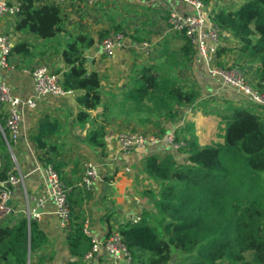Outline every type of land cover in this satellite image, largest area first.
Returning <instances> with one entry per match:
<instances>
[{
    "label": "trees",
    "instance_id": "trees-1",
    "mask_svg": "<svg viewBox=\"0 0 264 264\" xmlns=\"http://www.w3.org/2000/svg\"><path fill=\"white\" fill-rule=\"evenodd\" d=\"M42 1L20 2L15 30L30 32L41 41L65 36L64 46L57 52L69 67L62 73V86L80 93L76 99L82 108L78 120L88 123L90 112L102 106V78L87 61L96 40L88 32L67 34L61 6L41 4ZM212 16L236 42L235 50L242 60L256 66L254 86L264 92V0H244L238 9L219 8ZM109 22L110 27L100 34L99 40L110 32H121L136 43L142 41L127 32L124 22L113 17ZM180 36L184 45L179 51L167 47L168 38L165 39L157 59L129 77L122 101L103 106L97 115L102 118L101 124L92 128L86 145L104 151L112 119L135 121L143 127L152 125L158 130L156 134L166 133L165 123L198 101L197 89L177 76L195 52L191 42ZM34 47L17 44L12 54L22 59L33 58ZM254 108L230 109L231 114L225 117L223 143L201 146L193 136H187L183 137L186 145L180 150L162 157H145L144 174L158 185L155 191H148L155 211L145 213L136 224L119 226L132 254V264H169L173 250L193 256L190 264H264V114L256 112L264 106ZM0 124L5 125L1 113ZM62 138L60 123L45 116L40 119L32 142L38 161L44 167L52 166L71 188V223L66 237L71 261L65 264H87L83 257L91 240L83 233L84 188L76 186L82 177L77 181L67 172L69 164L61 158L65 152L63 145H59ZM13 168L11 153L0 134V180L8 179ZM13 222L0 223V264H28L45 248L48 237L37 221L28 222L20 216ZM51 260L47 256L35 258L36 264H48Z\"/></svg>",
    "mask_w": 264,
    "mask_h": 264
},
{
    "label": "crops",
    "instance_id": "crops-1",
    "mask_svg": "<svg viewBox=\"0 0 264 264\" xmlns=\"http://www.w3.org/2000/svg\"><path fill=\"white\" fill-rule=\"evenodd\" d=\"M4 1L14 4L22 0ZM220 1L222 2L208 0L203 3L210 11L215 12L219 8L232 9L235 4L231 6L229 4L238 0H233L231 3V0ZM50 3L53 1L43 0L41 4ZM135 8H138L139 12L149 11L155 19H158V15L168 18L170 12L185 14L187 11V7L177 0H98L94 5H88L84 0H72L61 6L66 17L67 34L75 35L88 32L96 40L88 57L93 59V69L97 70L102 78L101 107L122 101L129 77L149 61L157 59L165 39L168 38L167 47L173 51H179L184 45V40L180 38L179 34L166 33L167 19L166 25L164 23L159 25V21H153L158 24H153L154 26H149L146 29L140 27L141 32L132 30L133 25L128 24V22H132V19L131 21L127 20V17L133 13ZM123 10L125 12L121 13ZM110 17L118 22H124L128 27L127 30L131 29L132 34L136 31L134 35L142 40L140 43H136L130 36H126L123 46L116 51L112 58H108L101 52V40H99L100 34L110 27ZM120 18L122 19L120 20ZM19 19L18 16L1 18L0 34H7L13 47L21 43L35 46V57L22 59L12 54L10 60L16 65V68L13 71L0 70V73L12 92L21 100L26 101L33 96V84L31 78L24 73L25 69H31L42 63L62 75L69 67L65 65L58 54L65 43L64 35L58 40L41 41L30 32L16 31L15 23ZM153 30H156L157 33ZM230 40L231 43H224V46L220 48L219 64L227 67L234 62H240L247 69L250 78L256 82V66L246 64L235 50L236 42L231 38ZM144 43L149 44V51L144 49ZM138 55L146 57L149 61L137 62L136 60L140 59ZM50 59L51 61H49ZM189 59L185 67L178 70L177 76L187 85L195 87L200 93V98L194 105L181 109L176 119L167 121L165 129L167 132L175 130L180 139L193 136L201 146L223 143L226 115H230L233 108H242L250 106V104L245 103L244 99L232 88L224 87L219 81L211 79L206 73L205 65L198 59L195 52ZM79 95L80 93L73 92L61 99L45 97L37 102V109L32 110L24 107L23 139L19 143L20 146L16 147L19 149L16 163H14V173L19 177L20 183L11 186L10 205L14 208V214L1 217L0 223L6 220H12L15 223L20 216H24L22 210L28 204L36 203L42 195V168L44 166L37 159L36 148L32 141L40 119L45 116L57 120L62 127L63 142L59 145H63L62 149L65 153L62 152L61 158H64V161L69 164L67 172L70 177L78 181L80 176L82 177V167L87 162L93 163L100 175V179L94 183L90 190L82 189L81 212L85 215V220L89 221L90 234L103 239L119 226L131 223V219L134 217L142 218L145 213L155 211V209L151 210L152 206L150 205L153 202L149 198L148 191H155L158 185L144 174L145 157L149 154L162 157L175 151L158 146L137 149L130 156L119 155L116 135L122 130H129L125 127L154 134L158 130L152 125L143 127L134 122H124L118 119H112L107 136L110 131L112 134L108 139H106L107 136L105 137L107 147L104 151L89 147L85 140L92 128H97L101 124L102 118L97 115L103 110L97 115L91 111L88 123L79 122L78 114L82 109L76 101ZM259 109L264 111L263 108ZM218 120L224 122L221 132L217 124ZM201 122L204 123L203 126H200ZM215 138L219 139V142H215ZM55 210L56 207L52 201H48L42 209L41 219L37 222L46 233L48 243L43 250L36 253L33 260L29 259L28 264H36L35 258L39 256L52 257L48 264H65L71 261L66 243L67 233L61 229ZM89 264H112V260L110 255L103 251L96 255Z\"/></svg>",
    "mask_w": 264,
    "mask_h": 264
},
{
    "label": "built area",
    "instance_id": "built-area-1",
    "mask_svg": "<svg viewBox=\"0 0 264 264\" xmlns=\"http://www.w3.org/2000/svg\"><path fill=\"white\" fill-rule=\"evenodd\" d=\"M53 4L62 6L72 0H52ZM88 5H94L98 0H84ZM187 7L185 14L170 12L167 18L166 33L185 36L193 45L198 59L205 65L207 75L224 87H230L241 97L246 98L254 105L264 106V92L259 91L251 84L247 69L240 63L222 66L219 63V51L224 46L223 39L230 40V36L215 22L210 11L202 0H177ZM20 2L10 4L0 0V19L5 16H17L20 12ZM125 35L121 32H110L101 41V52L112 58L118 49L123 46ZM144 49L150 50L148 43L143 44ZM13 44L7 34H0V70L13 71L16 65L11 62ZM33 84V96L23 101L15 95L10 86L2 79L0 73V113L5 116V125L0 124V133L8 148L20 146L23 139V109H37V102L45 97L61 99L73 93L62 86V75L56 73L46 64H39L31 69H25ZM117 152L121 156H130L135 150L145 147L162 146L166 150H180L186 143L179 139L175 130L163 134L147 133L137 130H122L116 135ZM13 158L15 156L13 155ZM17 159V158H16ZM16 159L15 163H16ZM13 160V161H14ZM15 169L13 168V171ZM128 171V169H126ZM43 186L42 195L33 205H27L22 210L25 218L30 221H39L41 211L48 201L56 207L55 214L59 225L65 233L70 230L71 205L69 202L70 187L61 181L58 173L52 166L42 168ZM100 179L96 166L87 162L83 167L82 179L77 186L90 190L94 183ZM20 183L19 177L13 172L8 179L0 180V218L14 214L10 205L12 195L11 186ZM141 221L137 216L131 219L132 224ZM83 233L90 238L91 247L85 253L83 260L89 264L93 258L106 252L110 255L112 264H132L133 257L125 245L119 228L112 231L103 239H99L89 232V221L83 224Z\"/></svg>",
    "mask_w": 264,
    "mask_h": 264
},
{
    "label": "rangeland",
    "instance_id": "rangeland-1",
    "mask_svg": "<svg viewBox=\"0 0 264 264\" xmlns=\"http://www.w3.org/2000/svg\"><path fill=\"white\" fill-rule=\"evenodd\" d=\"M233 0H231L230 1V3L232 2ZM243 1V2H242ZM219 2H222V1H220L219 0ZM241 2V3H240ZM240 2H239V0L237 1V2H235V1H233L231 4H229V6H231L232 4H235L234 6H233V8L231 9V10H236V9H238L239 7H240V5H242L243 3H244V0H240ZM239 5V6H238ZM236 6H238V7H236ZM123 12H125V10H123V11H121V13H123ZM160 16V17H159ZM122 18H120V20H121ZM130 20L131 21V19H132V22H128V24L129 25H133V28H131L132 30H138V31H142L141 30V28L143 27L144 29H146V28H148L149 26H154V25H156V24H158V22H156V23H153V21H159L160 22V24L159 25H163V23H164V25H166V19H167V17H165V18H163V16H161V15H158V19H155V17H152V15L149 13V11H146V12H139V10H138V8H135L134 9V11H133V13H130L129 15H128V17H127V20ZM154 24V25H153ZM137 27H139V29H136ZM141 27V28H140ZM125 28H126V30H127V25L125 24ZM142 28V29H143ZM131 29H129L127 32L129 33L130 31H132ZM151 32H152V30H150ZM155 33H157V31L156 30H153ZM134 34L136 33V32H133ZM125 35V34H124ZM126 37V36H125ZM223 42L224 43H228V42H232L231 40H228L227 38H224L223 39ZM139 56V55H138ZM140 57V59H137L136 61L138 62V61H140V62H143V63H145V62H147V61H149L146 57L145 58H143V57H141V56H139ZM136 58L134 57V60H135ZM49 61H51V59L49 60ZM238 62H234V63H232L231 65H233V64H237ZM240 63V62H239ZM42 64V63H41ZM241 64V63H240ZM242 65V64H241ZM226 67V66H225ZM55 71V70H54ZM56 72V71H55ZM250 82H251V84L253 85V87H255L254 86V83H255V81L254 80H250ZM243 99H244V101H245V103H248V104H250V106H244V107H242V108H244V109H255L254 107H255V105L254 104H252L250 101H248L246 98H244V97H242ZM222 106H225V105H222ZM222 106H220V107H222ZM233 106V105H232ZM235 107H237V106H235ZM263 110L262 109H259V108H257L256 109V112L257 113H264V111L262 112ZM132 122H134V123H136L135 121H132ZM133 123V124H134ZM196 123H197V120H196ZM203 122H201L200 123V126H203ZM217 124L219 125V129H220V132H221V130H222V126H224V122H222L221 120H218L217 121ZM125 129H130L129 127H125ZM132 130H134L133 128H132ZM138 131H140V130H138ZM143 132H146V131H143ZM192 135H194V134H192ZM181 140H183V139H181ZM184 141V140H183ZM215 142H219V139L217 140V138H215ZM204 146V145H203ZM9 149V151H10V153H11V157H12V160H14V159H16V156L18 155V149H16V147H12V150L10 149V148H8ZM15 149H16V151H17V154H16V151H15ZM19 153H20V150H19ZM13 155L15 156V158H13ZM14 163H15V160L13 161ZM83 167H84V165H83ZM82 167V168H83ZM248 205H250V203H248L247 204V206ZM150 206H152L151 207V210H153L154 211V207H153V204L151 203V205ZM192 261H194L193 260V256H189V255H185V254H183V253H181V252H179V251H175V250H173V253H172V259H171V261H170V263L169 264H190Z\"/></svg>",
    "mask_w": 264,
    "mask_h": 264
},
{
    "label": "water",
    "instance_id": "water-1",
    "mask_svg": "<svg viewBox=\"0 0 264 264\" xmlns=\"http://www.w3.org/2000/svg\"><path fill=\"white\" fill-rule=\"evenodd\" d=\"M87 61H88V63L90 64L91 69H93V68H94V67H93V59L90 58V57H88V58H87ZM102 110H103V107L99 106L97 109L93 110L92 113L95 114V115H97V114H98L99 112H101ZM111 134H112V131L109 132V134H108V136L106 137V139H108L109 136H110Z\"/></svg>",
    "mask_w": 264,
    "mask_h": 264
}]
</instances>
